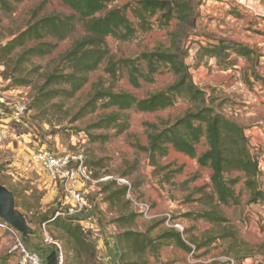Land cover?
I'll return each instance as SVG.
<instances>
[{
	"label": "rangeland",
	"instance_id": "1",
	"mask_svg": "<svg viewBox=\"0 0 264 264\" xmlns=\"http://www.w3.org/2000/svg\"><path fill=\"white\" fill-rule=\"evenodd\" d=\"M138 1L140 0H119L110 6V8L124 7L129 4L135 5ZM189 1L194 6V34L200 36L197 38L194 35L186 41L193 55V57H188L187 64L190 66L194 82L208 96L215 99L214 107L217 110L242 122L244 119L240 116L241 114L238 116L235 115V107L241 109L247 107V105L243 103L242 95L238 93L240 90L239 84L236 81L233 82L234 77L237 76L236 80H242L245 88L255 94L258 93L256 91V83H259L260 86L264 85V82L254 77V74L258 75L256 70L264 62L263 49L256 47L259 37L264 36V30L252 29L250 27L245 29L242 26V22L245 25H252L255 19L259 18L255 14L260 11V8L245 3L246 6L252 7V9L244 7L243 10H245V13L242 14L240 11H237L233 4L225 2L226 0ZM9 3L13 6L12 12L0 9L1 44H5L14 36L19 35L37 20L52 15L65 17L73 14L72 10L65 6L61 0H22L20 2L9 0ZM260 4L264 6V1L262 0ZM160 15L158 14L151 19L152 28L143 33L138 28V20L132 9H129V19L138 28V32L135 37L128 41H120L109 37L107 39V46L112 58L115 61L123 59L136 60L141 54L154 51L157 47L169 48L171 46L170 35L177 29L178 21L175 19L170 26L162 27L159 22ZM240 30V33L237 32ZM84 35V26L78 23L75 32L65 41L59 43L58 48L52 54L43 57H33L29 62L23 63L22 66H18V61L9 63L8 71H6L3 65H0V98L9 97L8 91L11 87H19L20 84H23L22 86L25 87H30V93L33 99L37 97L38 91L45 84L47 77L57 69L59 58L71 48L74 41ZM222 39L236 41L255 50L252 60L234 56L233 60L235 65L240 67V70H235L231 67L228 68L235 73L234 75L227 76L228 70L227 72L223 71L219 67L216 59H212V62L210 61L211 63L204 61L201 65H198L197 60H193L202 45L201 42L207 47L214 45ZM20 52L21 50H18L17 54ZM107 65L108 62L103 63L98 71L91 73L88 83L74 98L59 96L51 102L45 103L40 110L32 109L29 117L30 124H27V126L24 124L19 125L16 130L17 132L10 131L13 132V135L19 133L20 136L18 139L10 138L6 142V146L3 149L0 148V184L15 194L18 210L27 216L28 223L32 221V223H29V227L31 226L32 232H39L42 240L43 230L39 222L42 221L45 214H50L54 210L60 211L62 209V201L60 192L58 194L50 193L51 190L48 189V180L44 175L37 173L31 175L24 172V169L29 164L30 151L34 148L35 142L38 141L36 137L41 140V143H45L52 150L58 146L62 151H67L73 155H81L86 165L94 172V178L97 180L105 176L129 178L133 184L135 194L139 196L136 190L143 182L142 162L145 159L146 153L139 150L137 146L144 147V144H148L146 124H160L161 122L173 123L191 109L189 103L180 100L174 107L155 113H141L134 110L124 111L121 113L122 119L120 122L121 124L126 123L128 127L123 133H118L117 127L109 130L89 129L91 125L98 122L106 114L117 111L116 109L99 108L94 113L86 115L74 122L73 120L77 113L97 88L103 90L110 89L114 93H129L135 96L136 99L142 100L166 89L176 80L168 69L163 68L161 73L154 76L152 83L141 80V86L135 88L129 81L127 71H119L117 78L113 79L106 73ZM143 66L145 67L144 63ZM230 90H233L235 93H230ZM258 91L260 92L259 89ZM101 104L99 103V106ZM243 112L248 111L244 110ZM1 118L9 122L7 123L9 128L12 125L16 126L14 121H10V116L7 112L4 115H0ZM0 124L4 125L6 123L3 122ZM247 128L249 130L251 129L250 127ZM100 135H108V141L100 139L93 140L91 137ZM11 140H13L14 145L8 148L10 146L9 144L12 143L10 142ZM178 160L180 161L179 158H175V161ZM190 184L193 183L190 182ZM261 184L264 191V179L261 180ZM181 187L179 191L181 201L185 198L187 200L189 197L187 198L185 196V191L189 188L191 189V187L190 185ZM96 188L100 190L96 191L97 194H101V192L114 193L122 189L113 181L97 184ZM236 189L237 193L241 194V203L239 206L229 207L230 210L235 208L233 210V216L234 220L237 221L234 227L231 226L229 228L234 229L239 239L242 240L240 243L241 248H239L242 254L239 255L237 261L240 262L243 258L248 259L247 256L245 257L243 255V253L248 251V256L255 259L253 264H264V205L249 202L250 194L245 191L244 184L238 185ZM94 196V193H90L88 199L96 209V221H100L101 214L98 208L104 202L97 201V198ZM139 197L142 198L141 196ZM118 199V208H124L127 214L129 208H132V206L127 200L126 195ZM131 214L129 213L127 216ZM30 217L33 219L30 220ZM117 220H120L116 223L117 227H121L122 230H128L133 226L136 218L134 221ZM112 223L115 222L112 221ZM160 223L163 222L161 221ZM46 230L50 236L65 245L67 264H84L78 259L76 252L70 248L68 249L67 237L53 225H47ZM86 230L90 232V242L96 247L95 260L97 264H111L110 261L105 260L104 252H100L99 250L96 233L93 230ZM8 245L9 242L0 244V264H18L16 260H12L7 255ZM116 251L121 253L119 247H117ZM125 253L127 255L125 258L126 261L143 262L141 255L131 254L128 251ZM146 256H144V261L147 260Z\"/></svg>",
	"mask_w": 264,
	"mask_h": 264
},
{
	"label": "trees",
	"instance_id": "2",
	"mask_svg": "<svg viewBox=\"0 0 264 264\" xmlns=\"http://www.w3.org/2000/svg\"><path fill=\"white\" fill-rule=\"evenodd\" d=\"M61 1L72 10V15L65 17L52 15L42 18L5 44L0 43V65L8 71L9 63L18 61V66H22L33 57L52 54L58 48L59 43L75 32L78 23L84 26L85 35L74 41L71 48L59 58L57 69L47 77L45 84L38 91V96L31 104V110H40L45 103L59 96L74 98L88 83L90 74L98 71L106 62H108L106 73L116 79L119 71H127L129 81L135 88L141 86V80L152 83L155 75L161 73L163 68L168 69L176 78L175 82L166 89L142 100L136 99L129 93L95 89L73 121L94 113L99 108L116 109L117 111L106 114L89 129L109 130L117 127L118 133H123L128 125L120 122L122 112L134 110L141 113H155L172 108L180 100H184L191 105V109L173 123L146 124L148 146H137V148L149 156L154 166L158 165L159 159L167 157L170 150H174L186 157L197 158L201 168L213 171L209 186L212 188V193L207 195L204 193V188L198 189L197 193H203V200L209 202L210 205L216 200L217 206H213L214 209L211 211L189 214L187 217L195 215V219L228 225L230 223L228 219L217 209L219 206L240 205L241 194H238L236 189L240 184H244L245 191L250 194V203L264 205L260 155L251 146L249 129L214 107L215 99L195 84L190 66L187 64L191 49L186 41L196 36L193 4L189 0H140L135 5L110 8L119 0ZM0 9L12 12L13 6L9 0H0ZM129 9H132L138 20V28L143 33L152 28L150 21L158 14H161L159 22L162 27L170 26L176 19L178 26L170 35L171 46L169 48L157 47L154 51L141 54L136 60L115 61L107 46V39L113 37L120 41H128L138 32V28L129 19ZM201 44L193 60H197L198 65H201L204 61L208 63L216 59L223 71L235 65L231 58L233 55L252 60L255 54L254 49L234 41L220 40L207 47L202 42ZM18 50H21L19 54H17ZM254 77L264 82L263 77L257 74H254ZM99 103L102 104L99 106ZM91 137L93 140L108 141L109 139L108 135ZM204 140L208 150L197 157V147ZM112 195L118 198L124 197L126 190L122 188ZM57 212L59 211L54 210L50 214H45L39 224L53 225L58 229L67 237L68 249L76 252L78 259L84 264H97L96 247L89 240L90 232L72 219L61 216L55 218ZM136 217L137 215L132 213L126 218L119 219L134 221ZM229 227L224 228L218 238L231 241L224 256L239 259V255L242 254L239 249L242 240L239 239L234 229ZM184 235L185 233L182 235L171 230L152 238L149 232L125 230L117 237L121 250L119 264H148L147 260L144 261V256L148 251L157 253L171 240L177 246L187 249L188 246L183 239ZM216 239L208 238L196 248L205 247ZM126 251L141 255L143 262L126 261ZM247 252L243 255L248 258Z\"/></svg>",
	"mask_w": 264,
	"mask_h": 264
},
{
	"label": "crops",
	"instance_id": "3",
	"mask_svg": "<svg viewBox=\"0 0 264 264\" xmlns=\"http://www.w3.org/2000/svg\"><path fill=\"white\" fill-rule=\"evenodd\" d=\"M253 1L254 3H252ZM261 1L262 0H226L225 2L233 4L237 11H240L242 14L245 13V10H243L244 7L247 9H252V7L246 6V4H252L260 8V11L255 14L257 15L256 17L259 18H256L252 25H245L244 22H242V26L245 29L250 27L252 29L264 30V19H262L264 18V6L260 4ZM237 32L240 33L241 30ZM247 33H249V31H247ZM257 42L258 43L256 47L263 49L264 51V36H260ZM234 56L236 55H233L231 58L233 59ZM231 68L240 70V67L237 65L231 66ZM227 70V76L235 74L232 70ZM256 73L264 78V62L261 63V67L256 70ZM236 79L237 76L234 77L233 82L236 81L239 84L240 90L238 93L242 95V100L244 101L243 103L247 105V107L241 109L235 107V115L238 116L241 114L240 116L242 119H244L242 122L236 121L245 127L251 128L248 131V135L253 150L261 155L260 157L263 162L262 179H264V85L260 86L259 83H256L257 90L256 88L255 90L258 93L255 94L245 88V86L242 84V80ZM232 89L234 90V88ZM233 90H230V93H235ZM244 110L248 112H243ZM147 146L148 144H144V147ZM207 150L208 146L204 140L197 147V157L202 155ZM175 158H179L180 161H175ZM142 166V173L144 174L142 178L143 182L137 188L136 193L153 205L155 213H172L175 221L184 226V238L188 242V244L186 243L188 246L187 249L177 246L176 243L171 240L168 241L164 247L158 250L157 253L148 251L146 259L149 264H219L214 260L226 254L229 246L231 245V241L230 239L222 240L218 237L221 235L222 229L229 226L234 227V225L237 223L233 216V210L235 208L230 210L229 207L219 206L217 209V211H219L228 219L230 222L228 225L213 224L204 219H195V215L193 217H187L189 214H198L205 211H211L214 209L212 208L213 206H217L216 200L212 203V205H210L209 202L203 200V193H197L198 189L203 188L205 189L204 193L207 195L212 193V188L209 186L213 171L208 168H201L198 164L197 158L192 159L190 157H186L175 152L174 150H170L167 157L159 159L157 166L151 164L149 156L146 154L145 159L142 162ZM47 182L48 189L51 190L50 193L58 194L59 189L49 180ZM190 182L193 184H190ZM100 183L101 182H98L96 179V182L91 184L88 189L89 194L94 193V197L97 198V201L104 202L100 204L98 208V211L101 214L100 221H96V224L93 226V231L96 233V237H98L100 252H104V254L109 256V261L111 264H119V257L121 253L116 251L117 247H119L117 237L120 232H124L125 230H122L121 227H117V224L112 223V221L114 222L119 218H126L127 214L129 213H136L133 208H129V212L127 214L124 208L119 209V199L117 196H113L112 192H101V194H97L96 191L100 190L96 188V185ZM186 185H190L191 187V189L189 188L185 191V196L189 198L187 200L185 198L181 201L179 191L182 188L181 186L184 187ZM160 222H150L137 215L136 220L130 229L142 233L149 232L150 237L152 238H156L162 233L173 230L167 228L163 223ZM30 232H32L31 228ZM22 237L28 248L39 252L43 258H46L47 255L52 253L50 252L51 250L49 248H46L43 245L39 232H32L29 238H25L23 234ZM208 238L217 239L211 242L209 245L197 249L192 255L189 244H195L199 247V245L202 242L207 241ZM3 242L7 243L8 240L5 238L0 239V244ZM10 258H12V260H16L17 262L16 258ZM254 261L255 259L250 257H248V259L243 258L240 261V264H253Z\"/></svg>",
	"mask_w": 264,
	"mask_h": 264
},
{
	"label": "built area",
	"instance_id": "4",
	"mask_svg": "<svg viewBox=\"0 0 264 264\" xmlns=\"http://www.w3.org/2000/svg\"><path fill=\"white\" fill-rule=\"evenodd\" d=\"M190 57H193V55L191 54ZM8 93L9 97L0 98V115H4L7 112L10 116V121H14L16 126L12 125L9 128L7 124L9 122L2 118L0 119V123H6L4 125L0 124L1 149L6 146V142L10 138L18 139L20 134L13 135V132H17L19 125L24 124L27 126V124H30L29 117L33 102L30 87H11ZM36 138L38 141L35 142L34 148L30 151L29 164L24 169V172L31 175L35 173L42 174L59 189L62 209L56 213L55 218L61 216L72 219L82 227L93 230V226L96 224L95 216L97 212L88 199V189L91 184L96 182L94 172L86 165L81 155H73L67 151H62L58 146L52 150L45 143H41L38 137ZM9 145L8 148L13 146L14 142ZM260 164L262 169L263 162L261 157ZM110 181L115 182L126 190V198L137 215L147 221H162L167 228L173 229L182 235L185 233L184 226L175 221L172 213L157 214L154 212V207L150 202L137 196L129 178L105 176L98 180L101 183ZM41 228L43 230L42 243L51 250L50 252L56 253V264H67V252L63 243L47 233V224L41 225ZM4 238L9 242L7 255L16 258L18 264H48V258L52 253L43 258L39 252L28 248L22 233L0 217V239ZM183 239L188 244L184 236ZM189 247L193 255L197 248L192 244H189ZM105 260L109 261V256L106 254ZM214 261L219 264H240L237 259L224 255Z\"/></svg>",
	"mask_w": 264,
	"mask_h": 264
},
{
	"label": "water",
	"instance_id": "5",
	"mask_svg": "<svg viewBox=\"0 0 264 264\" xmlns=\"http://www.w3.org/2000/svg\"><path fill=\"white\" fill-rule=\"evenodd\" d=\"M0 217L19 230L24 237L29 238L31 235L26 216L17 208L15 194L2 184H0ZM48 264H56L55 252L49 256Z\"/></svg>",
	"mask_w": 264,
	"mask_h": 264
}]
</instances>
